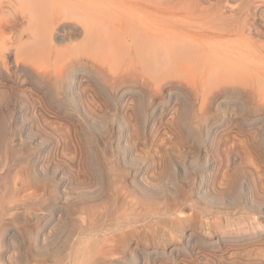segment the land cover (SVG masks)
<instances>
[{"label": "rangeland", "instance_id": "1", "mask_svg": "<svg viewBox=\"0 0 264 264\" xmlns=\"http://www.w3.org/2000/svg\"><path fill=\"white\" fill-rule=\"evenodd\" d=\"M229 1L234 6L228 14L232 15L230 17L236 21L241 20L242 22L246 17L247 21H253V25L257 29L261 27V24H264L262 20L264 18L260 17L259 14L260 8L255 15L248 14L247 17L243 14L249 6L248 0ZM18 6L15 10H18L22 15L21 17L16 11L23 21V27L27 29L28 18L24 17L25 14H22L23 11L25 12L26 7ZM19 8H22V10H19ZM73 21L78 22V25H84L83 27L87 26L86 23H81L75 17ZM38 23L37 25L40 24ZM39 28H43V24ZM255 31L251 30L248 33L249 36L245 37L230 32L231 35L229 36H216L217 39L214 38L213 42L217 43L212 42V45L216 49L220 44L218 47L220 50L221 45L224 44L223 47L225 48L223 50L228 51V53L232 52L231 55L234 53L235 57H239L240 61L242 60V65L236 71L227 69V71L222 70L221 73L217 72L216 78L208 82L209 84H201L197 75L189 73L185 68L178 70L168 68L165 70V77L161 78L157 74H152L149 82L144 83V79L141 77L144 72L143 67L141 65L134 67V62L121 55L122 51H118L110 62L109 55L104 52L108 51V48L100 53L99 50H95L98 53H93L88 50L89 48H83L86 53L90 54L89 58L92 61L95 54L94 57L96 56L100 60L99 62L95 59V63L99 65L103 63V69L101 71L97 69L95 73L102 84L108 79L107 72L111 71L112 73L114 70H122L121 72L124 73L125 71L126 73L128 70L127 63L131 62L128 65L133 71H137V77L131 79L132 88L143 96V102L140 104L133 101L130 103L119 102L115 99L113 102L114 108L111 107L110 109L112 104L109 106L101 97L94 98L89 90L85 93L84 105L94 113L85 117L84 120L73 115L51 113H47L45 118L34 113L31 109L33 104L28 102L30 103L29 113L32 115V120L27 124L21 122L15 109L14 112L10 110L13 108L12 103L14 100L24 96L23 89L25 86L23 85H27L28 78L24 74H18L15 76V79H18L16 83L5 80L4 83L7 86L3 89L0 88V263L7 264L10 259L12 262H20L23 259L28 264H35L37 261L49 257V254L42 255L38 252L39 244L36 240L41 224H44L47 231L52 234L50 247L54 254H59L64 245L78 241V244L83 247L95 245L99 248L106 244H113L117 247V253L109 255V258L106 261L102 260L100 264H133L135 261L140 260L144 263L154 261L156 264H215L211 259V255L206 256L208 254H205L203 251L204 246L202 247V242H200L201 239H209L208 227L222 226V230H225V227L226 230H229L226 226L228 221L231 223L234 220H238L237 222L240 220L244 222L242 223L244 225L249 219H258L257 213L252 212L248 204H241L240 207L235 209L227 206L223 208L207 205L198 198L196 194L197 186L192 185L194 180L181 174L174 177V186L167 185L164 192L154 195L146 194L139 190L135 184V167L132 155L148 159V162L152 163L151 168L153 167L160 172L168 163L176 162L178 156L189 150L190 147L193 149L208 147L207 149L212 150V153L222 158L224 166L231 163L229 162L230 153L234 155L237 153L235 155L237 165H241L244 171L248 170V174L254 177L252 181H258V187H261L260 179L264 174L259 150L261 143L260 130L264 129V125L263 128L260 125V120L263 119L264 122V92L260 83V73L262 71L261 66L264 64V36L258 35ZM12 35L11 32H6V36ZM23 36L24 42L32 40L27 32H24ZM83 37V34L73 36L72 43H81L84 40ZM50 40L48 39L47 45L51 42L50 45H55L54 49L57 47L59 51H63L65 47L67 49L71 45L68 42L70 43L68 46L54 36ZM226 43L233 46L226 47L228 46L225 45ZM123 44V52L131 48L130 41H125ZM227 48H232L234 51H231L232 49L227 50ZM68 51L65 52L69 54L71 50ZM240 51L242 53L246 52V54L242 55ZM54 52L56 53V51ZM221 52L224 53L225 51L221 49ZM239 53L240 55L237 56ZM40 54H36L30 59L29 56L24 55L25 59H28L25 64L35 70H43L47 69L49 64L52 63L49 69L53 71L55 68L58 72V68L59 71L62 69L69 56L66 54V60L65 55L60 56V59L65 60L63 62L62 60L59 62L60 59L53 56L52 59L50 58V62L47 59L50 55L49 52L46 54L48 57H44L45 54H42V56ZM9 57H5L8 62L13 61V58H15L14 54H10ZM124 58H127L126 62ZM53 59H56V61L52 62ZM91 68V65L87 67L90 76H92ZM160 78L162 81L159 80ZM23 79L25 84L22 85L20 82ZM90 79H85L86 86H90ZM159 81L163 82L162 85L159 84ZM112 94L116 97L115 92ZM93 99L96 101L94 102ZM65 101L63 105L71 110L73 106L70 102H67L68 100ZM8 106H10V109H8ZM101 113L106 114L103 125L95 123L92 117ZM118 113L121 114L118 115ZM29 123L35 131L41 132L45 138H48L49 142L46 144L43 140L37 142L36 135L28 134L27 129L31 126ZM213 124H215L214 127H220L212 128ZM126 143H129V145ZM56 160L60 161L62 165L68 166L84 185L92 179L93 182L96 176L101 181L98 184L100 190L95 197L84 198V194H82L69 209L76 210L85 201L106 202L112 193L108 188L107 177L117 175L121 191L117 199L118 202L112 205L113 207L120 206L122 203L124 205V199L127 198L126 192L134 196L137 202L135 210L126 216L127 218L131 215L130 221L132 224L130 225L123 219L126 215L124 213L121 215L122 217L119 216L120 222L116 217L109 218L97 228L83 223L80 215L73 211L72 214L66 215L62 221L57 217L53 218L54 216L47 208V203L55 194L56 180L51 170L48 174H45L43 170L48 164L47 161ZM84 164L92 168L95 167L100 171L91 177L92 174L84 172L85 167L82 169ZM135 164L141 165L140 162ZM108 170H110V175L107 172ZM186 198L197 203V206L201 207L200 209L204 212L209 211L208 215L205 213L198 221L191 223L188 220H181L190 213L188 207L184 208V214L180 213L179 210H174L173 214L166 217L167 222L161 221L159 216L145 215V212L155 206L161 205L167 208L168 205L166 204H171L169 206H172L171 208L179 207L186 201ZM225 211L230 212L229 215L224 213ZM214 217L216 221L218 218L219 222L212 224ZM208 221L209 223H207ZM109 222L113 225L119 223L118 227H111L108 224ZM208 224L210 225L208 226ZM189 231L195 233L196 237H200V241L199 237L196 241H199V243L187 241ZM257 243L256 245L260 246L259 241ZM20 247L25 248L23 257L18 251ZM176 248L180 250L177 251ZM228 248V246H224L223 249L227 252ZM257 248L256 246L253 253L241 251L244 254L239 255V260L245 264H260V247L258 250ZM141 251H144V256L139 254ZM157 251L162 252L158 255L161 258L157 256L158 258L155 259V252ZM233 251L234 248L231 249V252ZM97 256H99V252ZM225 260H227V257L224 258Z\"/></svg>", "mask_w": 264, "mask_h": 264}, {"label": "bare ground", "instance_id": "2", "mask_svg": "<svg viewBox=\"0 0 264 264\" xmlns=\"http://www.w3.org/2000/svg\"><path fill=\"white\" fill-rule=\"evenodd\" d=\"M214 1L215 0H0V88L3 89L7 86L6 83H4L5 80H11L16 83L18 79L16 80L15 76L18 74H24L28 78L27 85H23L25 84L24 79L23 81L21 80L20 83L25 86L23 89L24 96L14 100L12 103L13 108H11L10 111L14 112L15 109L18 114V119L26 124L32 120V115L29 113L30 103L33 104L31 109L34 113L42 117H45L47 113L57 115L66 114L84 120L85 117L94 113L84 105L85 93L89 90L94 98L101 97L109 106L112 104L110 109L111 107L114 108L113 102L115 99L119 102L130 103L133 101L140 104L143 102V96L132 88L133 83L131 79L132 77H137V71L135 72L130 68L129 65L131 62H134V67L138 65L143 67L144 72L141 77L144 79V83L149 82L152 74H157L161 78H163V76L165 77V70L168 68H173V70L185 68L189 73L196 74L201 84L213 81V79L216 78L217 72L221 73L222 70L227 71V69H229L236 71V69L242 65V60L240 61L238 59L239 57H235L236 55L234 56V53L232 56V52L228 53V51L223 50L225 48L223 47L224 44L221 45L223 48H220L222 51H225L226 54H224L225 52H221V49H218L220 44H217L218 47L216 49L215 46L212 45V42L214 38L217 39L216 36H229L231 35L230 32L237 33L244 37L249 36L248 33H250L251 30L255 31L257 28L253 25V21H247L245 16L242 22L241 20L236 21L230 17L232 15L228 13L232 11L234 5L232 6L229 0ZM248 3L249 6L243 12L244 15H247V17L248 14L255 15L260 8V17L264 18V0H248ZM17 5H22V8L26 7L25 12L23 11L24 13L22 12V14H25L24 17L28 18V30L23 27V21L20 18L22 15L18 10H15V8L17 9ZM22 8H19V10H22ZM74 17L76 20L79 19L81 23H86V29L83 27L84 25L81 26L77 24L78 22L75 23L73 21ZM262 20L264 21V19ZM36 21L40 24L38 23L39 25H37ZM41 23L43 24V28H39L42 25ZM260 26L261 27L255 32L260 36H264V24ZM6 32H11L13 35L6 36ZM24 32H27V35L32 39L31 41H33L31 44V41H27L30 45L23 41ZM80 34H83L84 40L78 44L72 43L73 36H79ZM53 36L62 40V42L68 46L71 43L70 47H67L69 51L71 50L72 52H69L66 47L64 48L65 50L63 49L64 52H69V54L65 52L64 55L66 56L67 54V56H69L68 60H66L67 56L65 57L66 61L63 59L65 63L62 69L59 71L58 68V72H56L55 68L53 71L52 69L50 70L49 67L52 63L49 64L47 69L42 68L43 70H35L26 65L25 63L28 59L26 60L24 55L29 56L30 59L40 53L41 56L45 54L43 55L45 57L49 52L50 55L49 57L48 55L46 56L48 57L47 59L50 60L53 56L54 58L56 57V59H60V56H62L64 52L62 50L59 51L57 47L54 49L55 45H50L51 42L47 45L48 39L51 41L50 38L52 39ZM125 41H130L131 48L123 52V43ZM213 43L215 44L217 42ZM244 43H246V41H244ZM225 45L228 44L226 43ZM236 45L238 46V44ZM230 46L233 45L230 44L226 47ZM83 48H89L88 50L93 53H100L102 50H105V48H108L109 52L107 50L104 52L109 55L110 62L112 61L111 58H113L118 51H122V53L120 52L121 55L127 57L129 61L131 60V62H129L130 64L127 63V72L125 73L124 71L123 73L121 72L122 70H114L112 73L111 71L107 72L108 79L102 84L98 77L95 76V73L97 69L100 71L103 69V63L101 65L95 63L94 60L97 59V57H94L95 54L93 55L92 53V59L94 58L93 62L89 58L90 54L86 53ZM232 48H227V50H231ZM95 50L99 51L96 52ZM54 51H56V53ZM231 51L234 50L232 49ZM240 52L242 53V51ZM59 53L62 54L60 55ZM227 53L230 55L228 56ZM10 54H14L15 58H13V61L8 62L5 57H9ZM244 54H246V52L242 53V55ZM239 55L240 53L237 56ZM127 58H124L125 62ZM56 59H53L52 62L56 61ZM61 60L62 59L58 61L61 62ZM89 65L92 67V76L88 74L87 67ZM261 68L260 83L263 90L260 89L264 92V64H262ZM87 78H91L90 86H86L84 83ZM161 78L159 80L162 81ZM161 81H159V84L163 83ZM114 92L116 93V97L112 94ZM64 99L68 100L67 102H70L73 106L71 110L67 107L65 108L66 105H63V102H66ZM95 101L96 100H94V102ZM8 109H10V106H8ZM119 114L121 113H118V115ZM92 117L95 123L103 125L106 114L101 113ZM234 120L236 121V119ZM262 120H260V125H262L261 127L263 128L264 122ZM123 122L125 123V120H123ZM214 125L215 124H213L212 128L217 127H214ZM260 132L261 143L259 151L263 169L262 172L264 174V129H261ZM27 133L33 136L36 135L37 142L39 140H43L44 144L49 142V139L45 138L41 132L35 131L32 125L27 129ZM129 143L126 144L129 145ZM190 148L182 152V154L178 156L179 158H177L176 162L172 161L170 164L167 162V166L160 172H158V170L156 171L153 167L151 168L152 163H150V161L148 162V159L132 155L135 167L134 180L137 188L150 195L161 193L167 189V185L174 186V177L177 174H181L186 178L194 180L192 185L197 186V189H195L198 198L209 206H219L223 208L227 206L228 208L235 209L240 207L241 204H248L252 212L257 213L258 219H249L244 225L242 224L244 222L240 220L239 222H237L238 220H234L231 223L228 221L226 226H228L229 230H226V227L225 230H222V226L210 228V224H208L209 239H201L200 241L199 236L198 238L195 233L189 231L187 234V241H195L196 244L199 243V241L202 242V247L204 246L203 251L205 254H208L206 256L211 255V259L215 264H245L239 260V255L243 253L241 251L244 250L245 253H253L257 246L258 248L260 247V264H264V176L260 179L261 187H258V181H252L254 177L248 174V170L244 171L241 165H237L238 162L236 163L235 161V155H237V153L235 155L230 153L229 162L231 163L224 166L222 158L212 153L213 151L207 149L208 147H199V149ZM57 160L52 162H48V160L46 162L48 164L43 170L45 174H48L51 170L56 180L55 194L47 203V208L54 216L53 218L57 217L62 221L66 215L72 214L71 212L73 211L80 215L83 223L89 226H96L95 228H97L101 223L104 224L105 220L109 218L116 217L119 221V216L124 213V215H126L123 219L130 223V225L132 224L130 221L131 215L127 218L126 216L133 213L135 210L137 202L134 196L126 192L125 195H127V198L124 199V205H122L123 203L116 207L112 205L118 202L117 199L121 191L119 185L120 181L117 175L107 177L108 188L112 193L106 202L102 203L96 200L89 202L85 201L83 205L78 206L76 210L69 209L82 194H84V198L95 197L100 190L98 184H100L101 181L98 179V176L95 175L96 177H94L93 182L92 179L84 185L68 166L65 164L62 165V163ZM137 162H140L141 165L138 166L135 164ZM84 167L86 169H84ZM82 169H84V172L87 174H92L91 177L94 176L93 174L100 171L86 164L83 165ZM109 171L110 170L107 171L108 174ZM187 198L179 207L171 208L172 206L169 207L171 204H166L168 205L167 208L161 205V207L155 206L148 212H145V215L154 217L159 216L161 221L167 222L166 217H168V215L173 214L176 210L184 214L185 207L189 208L188 210L190 213L184 218H181V220H188L191 223L193 221H198L205 213L208 215L209 211L204 212V210L200 209L201 207L197 206V203L189 199L187 200ZM224 213L229 215L230 212L227 213V211H225ZM215 217L213 220L211 218L212 224L217 221L219 222L218 218L216 221ZM230 218L232 217L230 216ZM207 223H209V221ZM108 224L111 227H118L119 223L113 225V223L109 222ZM51 237L52 234L47 231L46 225L41 224L40 231L36 236V240L39 244L38 252L42 255L49 254V257L39 260L35 264H100L102 260L106 261L109 255L117 253V247L113 244H106L99 248L95 245L83 247L80 246L77 241L64 245L61 250L59 249V254H54V251H52L50 247ZM197 238L199 239L198 242H196ZM258 241L260 246L256 245ZM224 246H228L230 250L228 248V251L225 252L226 250L223 249ZM232 248H234L233 252H231ZM24 250V247H20L18 250L21 253V257L24 256ZM176 250L179 251L180 249L176 248ZM98 252L99 256H97ZM159 253L160 251L155 252V259L160 257L158 255L162 252ZM139 254L142 256L145 255L144 251H141ZM226 257L227 260L224 261ZM8 261L7 264H28L23 259H21L20 262H12L11 259ZM133 264L156 263L154 261L151 263H144V261L141 262L140 260L135 261Z\"/></svg>", "mask_w": 264, "mask_h": 264}]
</instances>
